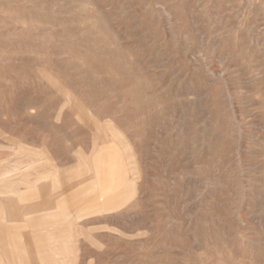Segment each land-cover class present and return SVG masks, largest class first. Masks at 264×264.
<instances>
[{"label": "rangeland", "instance_id": "rangeland-1", "mask_svg": "<svg viewBox=\"0 0 264 264\" xmlns=\"http://www.w3.org/2000/svg\"><path fill=\"white\" fill-rule=\"evenodd\" d=\"M0 247L264 264V0H0Z\"/></svg>", "mask_w": 264, "mask_h": 264}, {"label": "bare ground", "instance_id": "bare-ground-1", "mask_svg": "<svg viewBox=\"0 0 264 264\" xmlns=\"http://www.w3.org/2000/svg\"><path fill=\"white\" fill-rule=\"evenodd\" d=\"M107 149V147H102L100 148V150L97 153V165L99 167V173H100V178L101 181L105 182V185L107 187H114L115 186V180L114 179H118V181H122L121 179L119 180V178L116 176V173L113 170H110V167L108 166V164L106 163L105 160V150ZM122 149V148H121ZM127 163V170L125 172L124 175H127L128 169H129V165L128 162ZM95 172V171H94ZM120 186V185H118ZM26 237V236H24ZM24 239V238H23ZM24 241V240H23ZM6 245V244H5ZM6 247V246H5ZM1 248V247H0ZM24 250V248H23ZM30 250V249H29ZM25 251H27L25 249ZM24 251V252H25ZM25 256L27 255L26 252L24 253ZM31 254V253H30ZM29 254V255H30ZM35 255V254H34ZM36 256V255H35ZM37 260V258H36Z\"/></svg>", "mask_w": 264, "mask_h": 264}]
</instances>
